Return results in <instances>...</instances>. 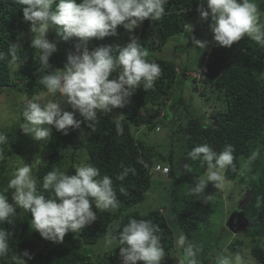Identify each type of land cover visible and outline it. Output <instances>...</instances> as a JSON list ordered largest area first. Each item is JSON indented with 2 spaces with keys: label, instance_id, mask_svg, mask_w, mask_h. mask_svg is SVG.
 <instances>
[{
  "label": "trees",
  "instance_id": "obj_1",
  "mask_svg": "<svg viewBox=\"0 0 264 264\" xmlns=\"http://www.w3.org/2000/svg\"><path fill=\"white\" fill-rule=\"evenodd\" d=\"M254 1L260 16L264 17V0ZM201 4L207 7L204 0H169L165 5L164 17L153 22L145 20L140 30L133 32V37L122 26H118L115 36L103 40L94 39L92 44L117 49L136 38L148 52L147 61L159 64L162 69L161 76L151 89L145 91L141 86L133 92L124 107L105 114L99 121V132L90 131L89 124L93 122L84 121L78 111L74 115L75 119L81 121L79 129H69V134L64 135L53 128L51 136L46 141H37L34 147L33 142L21 134V124L13 127L16 130L13 134L0 129V133L8 137V143L0 145V194L11 196L12 190L9 193L4 191L12 178L10 164L18 161L23 154L33 153L37 164L32 165V175L37 179V191L46 198H52V190H44L42 187L43 177L55 169L67 175L75 174V151L80 150V157L85 164L98 168L101 177L107 175L113 180L117 196L115 208L96 210L93 206L97 220L78 232L77 238H74L73 232L67 233L61 244L43 239L31 228V214L17 208V218L13 225L0 224V229L12 233L8 238V254L0 258V264H18L13 256L21 255L24 251L34 252L31 259L24 258L26 264H122L119 251L122 245L118 239H113L111 255L105 257L103 262L91 260L90 247L105 238L107 233L109 239L118 238L119 232L133 218L150 220L159 227L160 232L157 234L161 237L165 251L161 264H179L182 250H176L174 228L184 234L188 242L202 248L197 255L199 264L215 263L210 257L211 247L208 249L200 239L194 238L200 225L215 213L213 203L208 198L204 202L206 196L190 194V186H194L202 177L206 166H201L198 160L191 161L187 158V152L204 143L216 152L222 151L225 145L234 146V167L225 170V178L235 181L241 159L249 157L257 142L264 143V78L259 77L263 69L259 58L264 59V47L248 37L231 47H221L215 42L198 78L189 77L187 68L182 67V64L175 66L157 57L156 54L161 52L170 37L186 34L185 24H189L195 15L200 16L197 8ZM24 7L14 0H0V52L5 54V58L0 60V93L16 90L8 88L24 86L22 90L26 92V98L31 99L33 94L37 96L47 93L39 79L48 72L63 69L68 53L75 50L79 41L77 38L64 41L60 36L55 39L47 34L48 39L57 44V51L49 58V68H45L39 61L38 50L30 46V40L23 45L18 43L19 34L30 28V23L23 18ZM198 27L199 30L203 28ZM13 44L18 46L17 62H21L17 71L10 68L12 59L9 49ZM87 46L90 50L93 45L90 42ZM187 81L189 86L185 85ZM197 85L202 86L203 92L208 88L212 94L205 97L201 111L193 112L183 97L184 91L188 89L196 93ZM172 91L178 94L175 99L171 95ZM203 92L200 93L201 97ZM210 99H213V104H209ZM167 100L168 105L165 104ZM25 105L20 109L21 123ZM116 110H121L122 116L113 120L112 113ZM161 110L166 112L162 116L166 122L164 126L171 135H176L171 143L176 147L171 146L164 155L154 153L157 145L145 144L137 137L142 128H147V131L156 129L157 125L153 121L159 118ZM117 123L122 129L120 132L116 129ZM80 135L84 136L83 140L79 138ZM69 161L72 163L69 164ZM156 162L170 169L168 179L171 185L167 187L172 196L166 214L170 213L176 218L163 216L157 210H149L147 213L137 210L152 184L151 167ZM122 165L134 169V174L129 172L123 181H119L116 177L123 171ZM248 181H251L250 185ZM238 186L245 194L230 212L237 224L226 222L229 224L226 227L235 234L240 224L246 225V235L252 242H256L251 247V255L258 264H264V250L260 246V239L264 238V156L249 165L247 179L242 184L238 183ZM121 187L125 189L123 193L120 192ZM79 242L85 246H80Z\"/></svg>",
  "mask_w": 264,
  "mask_h": 264
},
{
  "label": "clouds",
  "instance_id": "obj_2",
  "mask_svg": "<svg viewBox=\"0 0 264 264\" xmlns=\"http://www.w3.org/2000/svg\"><path fill=\"white\" fill-rule=\"evenodd\" d=\"M26 6L23 18L30 23V46L39 50V61L49 68V58L57 51V44L48 39L49 28L55 26L57 34L68 41L77 38L79 43L74 51L67 55L63 69L48 72L39 79V83L53 97L46 102L40 96L28 101L24 107L21 129L36 141H46L54 128L64 135L69 129H79L81 121L75 119V111L83 117L95 131L97 114L111 113L113 109L122 108L128 103L133 92L140 89L147 91L154 86L161 76L162 69L155 62H148L147 50L136 39H131L124 47L113 49L101 46L89 50L91 39L103 40L115 36L118 26L133 33L145 20L159 21L165 15V5L169 0H14ZM197 8L200 18L207 21L213 34V40L221 47H231L234 43L248 37L260 47H264V23H261L257 4L254 0H205ZM192 33L194 26L185 24ZM57 38V37H56ZM55 38V39H56ZM207 41L193 37V45L205 49ZM18 46L13 44L9 49L12 62L18 60ZM5 54L0 52V60ZM207 71V69H203ZM110 77H112L110 79ZM60 100L66 101L74 111H65ZM118 132L122 131L116 124ZM8 143V137L0 133V145ZM235 148L225 145L220 152L214 151L207 143L195 146L187 152L191 161H200L206 166V179L200 178L190 186V194L203 195L208 183L215 189H222L226 182L225 170L234 167ZM259 150L248 158L247 164L254 162ZM188 165H185L187 167ZM116 177L123 181L134 169L124 167ZM44 190H52L54 196L46 198L37 191V179L32 175L31 165L24 163L9 180L8 197L0 194V224L13 225L17 218L16 209H23L31 214V228L40 236L54 244H61L67 233H78L97 220L96 210H109L117 206L116 191L113 180L100 176V170L91 164L75 167V174L67 175L59 169L48 172L43 177ZM125 189L120 188L123 193ZM208 197V196H207ZM205 197L204 202H207ZM260 206L259 199L257 207ZM226 222H229V218ZM231 223V222H229ZM228 224V223H226ZM160 229L150 220L130 219L119 232L120 258L122 264H161L165 256L161 245ZM12 233L0 229V258L9 251L8 238ZM176 245L182 250L179 264H199L197 255L202 251L199 245L187 241L180 234ZM31 259L28 251L13 256L18 264H26ZM217 264H249L244 251L217 257Z\"/></svg>",
  "mask_w": 264,
  "mask_h": 264
},
{
  "label": "rangeland",
  "instance_id": "obj_3",
  "mask_svg": "<svg viewBox=\"0 0 264 264\" xmlns=\"http://www.w3.org/2000/svg\"><path fill=\"white\" fill-rule=\"evenodd\" d=\"M205 1V0H204ZM255 2V1H254ZM205 10H207V7H205ZM259 20L261 23H264V17L260 16ZM211 18L207 21L202 20L200 16L195 15L193 18H191L189 24L194 26V30L192 33H190L186 29V34H179L174 35L169 38V40L165 43L163 49L161 52L156 54L157 57L163 58V60H166L175 66L179 64V66L186 67L187 68V75L192 78H198L199 71L202 70V67L207 63L208 61V55L210 53V50L212 49L213 45L215 44V41L213 40V34L210 31V25ZM198 26H203L201 30ZM140 30V27H138L134 32H138ZM198 31V33L195 34V31ZM47 34H50V37H59L57 34V29L55 26H52L49 28V31ZM131 37H133V33H130ZM193 37L195 39L201 40V41H207V47L205 49L197 48L193 45ZM30 33L29 29L22 32L18 36V43L22 45L25 43V41L30 40ZM136 39V38H135ZM94 39H91L88 43L91 42L92 48L90 50H94L97 47H100V44L95 45L92 44ZM39 52V50H38ZM260 59V65H262V68L264 69V59ZM21 62H12L10 65L11 70L17 71L19 69ZM17 69V70H16ZM262 69V72L259 73V77L264 78V70ZM178 70V69H176ZM189 82H185V85L189 86ZM8 89H16L12 91H3L0 93V129L5 131L6 133L13 134L14 131H16L13 127L16 124H22L19 120L20 117V109L21 106L26 104L28 101L32 100L34 97H36L35 94L31 95L32 98H26V92L22 89H25L24 86H18L17 88H8ZM197 92L192 93L189 89L184 91V102L187 104V106L192 109L193 112L201 111L202 110V102L205 100V97H208V95L212 94L208 88L205 92H203L202 86L197 85ZM203 96L201 97L202 94ZM172 97L175 99L176 95H178L175 91L173 94V91L171 92ZM40 96L43 101H47L48 99H59V94H56L55 97H53L51 94H41L37 95ZM60 106L65 111H72L70 105L66 103L64 100H60ZM168 100L166 101V105H168ZM209 104H213V99L209 100ZM201 108V109H200ZM200 109V110H199ZM164 111H160V115L158 119H155L153 123L157 125L155 130L147 131V128H142L140 133H137V137L141 142H145V144H154L157 145V149H155L154 153L160 152L161 154H165L166 151H168L171 148V143L173 142V139H175L176 135H171L169 129L165 127L164 125L166 122L163 121L162 116L164 115ZM105 115V113L98 112L97 114V121L95 122V131L90 128V131L99 132L100 131V123L99 121L101 118ZM120 116H122L121 110H116L112 113V119H117ZM21 134L24 135L28 140L33 142V147L36 146V140H34L30 135H26L22 129ZM171 135V136H170ZM81 140L84 139L83 135H80L79 137ZM160 146V147H159ZM32 147V148H33ZM173 148L176 147L174 144L172 146ZM259 150V156L258 158H261L264 156V143H256V146L251 150V154ZM34 151V149H33ZM71 151L69 154H71ZM33 155V156H32ZM38 155V154H37ZM75 164L76 166H79L81 164H85L83 159L80 157V150L75 151ZM176 155V154H175ZM177 157V156H176ZM175 157V159H176ZM248 157V158H249ZM248 158L241 159V167L238 172V177L235 181L233 180H226L224 187L222 189H215L211 182L208 183L207 187L204 190L203 195L208 196L207 198L213 203L215 213L211 215L209 220L206 223H203L200 225L199 230L195 232L196 236L194 237L197 240H201L204 244L207 245V248L210 249V257L214 259L215 263L217 264V257L221 254L223 255H229L232 253H235L237 251H244L246 253V258L249 261V264H258L255 259L251 255V247L256 244V242H252V239L246 235L248 227L246 225L240 224L235 229V234L232 230H228L226 226H229V224H226V221L229 217V222L232 224H237V221L232 216V208L236 207L238 203L241 201L242 196H244L245 191L241 189L240 186H238V183L243 182L245 178L247 179V175L249 174V165L247 164ZM157 160V159H155ZM158 161V160H157ZM24 163L36 166V157L33 153H30V155H21L20 159L17 161H13L10 164V174L13 177L14 173L19 167L24 166ZM72 163L69 161V164ZM162 166L164 164L160 162H156L153 166ZM167 166V165H164ZM168 167V166H167ZM169 168V167H168ZM170 169L168 171V174L162 175L160 173L154 172L151 167V181L152 184L149 187V190L146 193V198L143 203L139 204L137 206V210L141 213H147L149 210H157L161 215L165 216L168 215L169 218H176L174 215L167 213V209L170 206L169 200L172 196V193L169 191V186L171 185L168 175H169ZM206 173V171H205ZM205 173L202 175L201 178H205ZM237 181V182H236ZM249 185L251 184V181H248ZM244 184V183H243ZM248 185V184H247ZM168 186V187H167ZM245 187L246 185H241ZM11 194V193H10ZM9 203H14L11 199V196L8 197ZM231 212V213H230ZM231 214V216H230ZM230 223V224H231ZM111 228V227H110ZM173 233H176L175 236V243L178 238V236L181 234L178 229H173ZM74 238H77V233H73ZM109 238L108 233L101 241L96 243V245H93L90 247L92 252L91 260L93 262H103L105 257H108L111 255V249L113 248L112 243L108 244ZM192 241L195 242L194 239ZM80 246H85V244L79 242ZM229 247V245H231ZM260 246L264 250V238L260 239ZM177 247V245H176ZM176 250H180L178 247ZM174 252V250H173ZM34 252L29 253L30 256L33 255ZM176 254V253H175Z\"/></svg>",
  "mask_w": 264,
  "mask_h": 264
},
{
  "label": "built area",
  "instance_id": "obj_4",
  "mask_svg": "<svg viewBox=\"0 0 264 264\" xmlns=\"http://www.w3.org/2000/svg\"><path fill=\"white\" fill-rule=\"evenodd\" d=\"M152 170L154 172H157V173H160L162 175H165V174H168L169 168L167 166H163V165L159 166V165H157L155 167L153 166Z\"/></svg>",
  "mask_w": 264,
  "mask_h": 264
},
{
  "label": "bare ground",
  "instance_id": "obj_5",
  "mask_svg": "<svg viewBox=\"0 0 264 264\" xmlns=\"http://www.w3.org/2000/svg\"><path fill=\"white\" fill-rule=\"evenodd\" d=\"M169 33V32H168ZM173 33H174V31H173ZM29 50V49H28ZM17 70V69H16ZM5 87V86H4ZM205 95V94H204ZM168 96V95H167ZM174 103V102H173ZM190 114V113H189Z\"/></svg>",
  "mask_w": 264,
  "mask_h": 264
}]
</instances>
